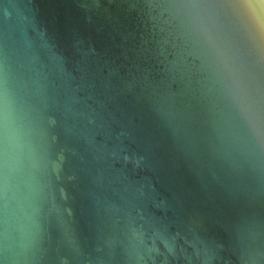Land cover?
<instances>
[{
  "label": "water",
  "instance_id": "1",
  "mask_svg": "<svg viewBox=\"0 0 264 264\" xmlns=\"http://www.w3.org/2000/svg\"><path fill=\"white\" fill-rule=\"evenodd\" d=\"M0 264H264V27L0 0Z\"/></svg>",
  "mask_w": 264,
  "mask_h": 264
},
{
  "label": "snow or ice",
  "instance_id": "2",
  "mask_svg": "<svg viewBox=\"0 0 264 264\" xmlns=\"http://www.w3.org/2000/svg\"><path fill=\"white\" fill-rule=\"evenodd\" d=\"M232 2L241 10L246 22L251 28H253L254 30H260L261 27H264V24H262L261 22H257L248 10V0H232Z\"/></svg>",
  "mask_w": 264,
  "mask_h": 264
}]
</instances>
